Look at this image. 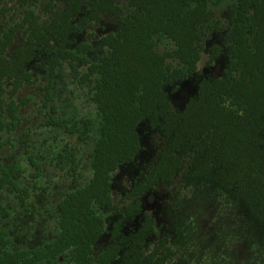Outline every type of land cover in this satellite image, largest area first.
<instances>
[{
    "label": "trees",
    "instance_id": "1",
    "mask_svg": "<svg viewBox=\"0 0 264 264\" xmlns=\"http://www.w3.org/2000/svg\"><path fill=\"white\" fill-rule=\"evenodd\" d=\"M119 1L0 0V153L11 144L2 134L20 128L21 110L34 101L20 96L25 86L42 94L41 127L91 145V177L59 201L56 237L13 250L8 231L0 229V264H264V0H128L124 17ZM14 2L24 8L23 17L2 32L6 4ZM42 4L52 16L43 22L37 13ZM221 6L230 13L229 61L222 77L202 76L205 40L220 29ZM106 15L120 17V28L100 38L107 53L92 62L91 44L74 36ZM18 34L20 45L10 52ZM219 56L216 49L209 63ZM35 62L47 68L42 79L31 70ZM65 64L95 109L71 123L50 110ZM192 78H200L195 94L174 108L165 88ZM142 122L161 136L162 148L132 179L130 203L121 210L113 204V176L142 151ZM29 137L30 131L23 142L34 169L32 188L19 180L17 160L0 163V190H11L21 203L42 190L44 164ZM70 144L58 157L78 176L83 161ZM176 178L182 190L173 195L170 233L158 237L144 200ZM107 210L114 216L109 228ZM5 213L0 205V218ZM106 235L109 245L96 254ZM233 242L244 248L240 262Z\"/></svg>",
    "mask_w": 264,
    "mask_h": 264
},
{
    "label": "rangeland",
    "instance_id": "2",
    "mask_svg": "<svg viewBox=\"0 0 264 264\" xmlns=\"http://www.w3.org/2000/svg\"><path fill=\"white\" fill-rule=\"evenodd\" d=\"M127 3L128 0L119 1V4L125 9L120 17L126 16L129 12ZM6 6L10 8V12L2 20V32L6 31L12 24L19 22L24 14V8L18 2L9 3ZM44 10V4L37 8V13L42 18V22L52 18V16H46ZM216 13L220 21V29L210 32L206 37L205 51L199 64L202 76L222 77L229 61L225 35L229 27L230 13L227 6H221L216 10ZM120 17L106 15L104 20L95 28L87 29L74 36L77 43L88 42L91 44L92 49L87 56L92 62H97L101 56L107 53V48L100 43V38L119 30ZM91 34H94L93 39H89ZM20 38L21 36L18 34L10 52L19 47ZM216 49L220 50V56L210 64V59ZM46 69L42 62H35L31 66L34 76L40 79H42ZM80 69L85 71L86 67L80 66ZM199 81L200 78H192L181 83H171L165 88L174 108H183L188 98L195 94ZM39 84H43V80ZM86 94L87 90L77 86L70 74L68 65L65 64L59 70L56 78L53 91L54 102L50 107L51 113L69 123L81 117L93 115L95 109ZM20 96H33L34 101L21 110L20 115L23 123L20 128L15 132L2 134L1 137L5 140H11V144L0 153V163L10 165L17 160L21 166V172L18 174L19 180L23 185L33 187L34 181L31 178V173L34 169L28 162L23 142L24 134L30 131L27 142L32 145L33 152L37 154L38 160L44 165L43 176L39 180L42 190L32 191L27 203H21L11 190H0V205L7 209V213L0 218V229L8 231V237L13 241L11 247L13 250L37 247L54 239L58 233L57 205L59 201L68 192L86 185L91 177L86 161L91 145L79 143L74 136L66 138L63 133L58 134L56 130L41 127V124L45 122L39 113L42 94L35 86H25L21 90ZM139 133L142 151L132 163L121 166L113 176V204L121 210H124L130 203L127 194L130 191L132 179L139 172L150 168L152 161L162 148L161 136L157 132L151 131L147 122L141 123ZM66 141L71 143V150L77 158L83 161L78 176H75L70 170V162L65 161L64 157H58L63 151ZM180 190H182V182L180 178H176L172 186L157 188L144 200V210L154 219L158 237L170 233L173 220V195ZM105 215L109 228L114 216L111 210L105 211ZM208 221L209 216L206 215L203 222ZM109 243L108 236H104L96 246V254L106 248ZM232 245H234V251L238 252L237 255H233V258H237L239 262L242 261L243 246L238 242H233Z\"/></svg>",
    "mask_w": 264,
    "mask_h": 264
}]
</instances>
